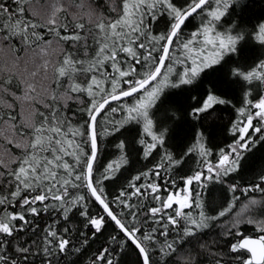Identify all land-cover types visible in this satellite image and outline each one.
I'll return each instance as SVG.
<instances>
[{
  "label": "snow or ice",
  "instance_id": "6c2138e0",
  "mask_svg": "<svg viewBox=\"0 0 264 264\" xmlns=\"http://www.w3.org/2000/svg\"><path fill=\"white\" fill-rule=\"evenodd\" d=\"M261 156L264 0H0V264H264Z\"/></svg>",
  "mask_w": 264,
  "mask_h": 264
},
{
  "label": "trees",
  "instance_id": "16d2710c",
  "mask_svg": "<svg viewBox=\"0 0 264 264\" xmlns=\"http://www.w3.org/2000/svg\"><path fill=\"white\" fill-rule=\"evenodd\" d=\"M225 118V120L227 119V113H223L222 114ZM221 140H223V137L220 138ZM264 165V156H261L259 158H257L256 162H255V168H259L260 166ZM215 199L219 202L220 200H222V196L219 192L215 193Z\"/></svg>",
  "mask_w": 264,
  "mask_h": 264
}]
</instances>
